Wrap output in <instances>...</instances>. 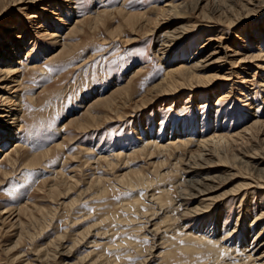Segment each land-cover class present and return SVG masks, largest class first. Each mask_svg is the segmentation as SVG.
<instances>
[{
    "label": "rangeland",
    "instance_id": "obj_1",
    "mask_svg": "<svg viewBox=\"0 0 264 264\" xmlns=\"http://www.w3.org/2000/svg\"><path fill=\"white\" fill-rule=\"evenodd\" d=\"M18 1L0 0V67L20 45L14 71L0 74V95L18 93L22 108L15 140L0 151V264H247L232 247L237 230L215 259L195 236L219 239L222 225L232 229L244 219V232H256L260 225L249 223L264 188H246L255 190L250 213L238 196L220 213L226 195L186 216L197 196L176 199L186 189L180 158L199 154L189 161L198 163L216 147L188 151L219 129L210 124L214 109L235 139L230 148L216 147L219 154L264 151V135L257 143L248 139L250 115L242 106L245 96L264 102V0H173L182 2L183 14L162 18L158 8L166 0ZM187 27L162 55L168 33ZM212 49L214 59L222 57L195 72L209 83L187 78L176 91L165 87L179 73L170 71ZM149 138L168 145L139 150L152 144ZM180 138L189 147L173 146ZM214 161V195L250 181L247 172ZM163 253L171 255L164 260Z\"/></svg>",
    "mask_w": 264,
    "mask_h": 264
},
{
    "label": "bare ground",
    "instance_id": "obj_2",
    "mask_svg": "<svg viewBox=\"0 0 264 264\" xmlns=\"http://www.w3.org/2000/svg\"><path fill=\"white\" fill-rule=\"evenodd\" d=\"M31 1H34V0H31ZM59 1L63 2L65 0H59ZM197 1L198 2H202L203 0H197ZM34 2H36V1H34ZM17 3H20V0ZM178 3H175L173 0H166L164 2V4L162 3L163 5L160 8H158L159 9L158 15L161 16V18L165 17L169 13H171L172 17L176 16V15H182L183 14V11H181L182 2L180 3L181 6ZM203 15H205V14H203ZM171 16H169V17L171 18ZM168 23H171V20ZM168 27L169 26H167V28ZM11 29H13L12 26H8V31L11 30ZM175 30H176V28L173 30L174 32L171 30V32L168 33L167 40H165L164 41L165 43L162 45V47H160L162 55H166L169 52V49L171 47H173L180 39H182L183 35L189 31L188 27L187 28H183V29H181L180 31H177V32ZM165 31H166V29H165ZM260 42L264 43V38ZM19 46L15 44L13 49H12V51H11V53L7 54V55H4L7 60H5V62L1 65L2 67H0V74L1 73L9 74L11 71H14V70H11V68H12L13 64H15V63L17 64V62L14 60V57H16L18 52L20 51L19 50L20 49ZM160 48H158V49H160ZM45 49L46 48L42 47L40 50L43 51ZM213 51L208 53V55L206 54L205 56H203V58H200V57L198 59L197 58H192L191 60H188L187 62H185L184 64L179 66V68L177 70L170 71V75L175 74V71H176V73L179 71V73L174 78H171L170 80L165 82V87L166 86L170 87V90L172 88H174L175 91H176L178 88L183 87L182 84H183L184 80L187 79V78H189L188 83L190 81H192L193 79L196 80V82H198V84L209 83L210 82L209 80H206V83L202 82V80L196 76L195 72L200 70V69H203V67H205V65L203 63L207 64L208 63L207 61L214 59V56L216 55L217 51H214V52ZM224 55H225V53H224ZM221 57H216V59H214V60H217V59H219ZM10 63H13V64L10 65ZM14 73H16V72H14ZM14 78H17V77L15 76V77H13V79ZM189 86H194V85H189ZM174 89H173V91H174ZM160 90H161V88H160ZM166 93H167V91H166ZM248 99L249 98H247L245 96V99L242 100L244 102L242 104V106L245 109V111H244L245 115H250V120H249L248 125H247V130L248 131H246V132H247V134L249 136L248 139H251V140H253L254 142L257 143L258 142L257 140L259 139L260 135L261 136L264 135V131L261 130V127H264L263 126L264 125V115H263V118H260L258 116V113L260 112V110L263 109V111H264V102L262 101V104L260 103L261 105H256V104H254L253 100L249 99L250 100L249 101ZM11 106H14V108L11 109ZM215 107H217L216 104H215L214 108ZM21 109H22L21 108V101H20L18 93H16V94L14 93V95H11L9 97L6 96V98H3V99H2V95H0V151H2L5 148V146L7 145L8 142L15 140V138H16L15 136L17 134L16 131L18 130V127H19V124H20L19 115H20ZM251 110L252 111L254 110V113L253 112L252 113H248ZM214 111H215V109H214ZM214 111H212L211 114H210V118H209L210 122H211L210 124H212V128H217V126L219 125L218 126L219 129H217V130L214 129L209 137H206V138L201 137L195 143L193 142V147H192L193 149L190 148V149H188V151L189 150L190 151L193 150L194 152L198 153V151L205 149V147L207 149V147H209L211 145H212V148H214L215 146L218 147V150L221 149V148L222 149L224 148V147H221V145H223V146H225V145L228 146L229 145V148L231 146L230 144L233 145L235 139L233 138L232 132L230 133L228 130H226L227 128L224 129L223 125H221V123L217 120V117H218L217 114L213 113ZM145 124H146V127H147L148 126L147 123H145ZM178 128L179 129L177 131H178V134L180 135V134L183 133L184 129H183V126H181V125H179ZM3 131L6 132V135H4V136H2L4 134ZM252 131L254 132V135L251 136ZM148 132H150V131H148ZM138 134H140V133H138ZM144 139H148V135H147V138L145 137ZM181 140H183V139H181ZM145 141H147V140H145ZM151 141H150V138H149V140L147 142L152 143V144H147L145 146H142V144L140 143L142 147H139L138 149L139 150L140 149L144 150V149H150L151 148L153 150H160V149L166 148L167 145H168V144L167 145H161L160 144L159 146H157L156 144H153L154 143L153 141L152 142ZM248 141H250V140H248ZM259 142H260V140H259ZM208 144H210V145H208ZM173 146H175V147L177 146L178 149H179V146H183V148H185L186 146L189 147L187 141H184V140L179 142V143H177V144L173 143ZM216 147H215V149H216ZM215 149L214 150L212 149L213 152L214 151H217V152H215V153L212 152V153L208 154L209 151H207L206 157L202 158L201 160H199L198 163L197 162L189 163V161H191L190 160L191 158H196L197 159L199 154L192 155V153H191L188 156V159H187V157H185L187 153H185L183 155V157L180 158L181 159L180 162L184 163V167L179 168V169H181V172L179 173L180 177H181V182L180 183L184 184V186H186L185 187L186 189H184V194L182 195V198H177L176 201L181 204V203H183L185 201L186 197L197 196V198H195L197 204L194 207H192V209L187 211V209H189V208L185 207L184 214L186 216H189V215L197 216V215H199L198 214L199 210H201V209L203 210L205 207H209L211 203H213L215 201H218L219 197H223V196L226 197V195L227 196L230 195V196L228 198H225L224 200L219 199L220 201L225 202V203L222 204V202H220V203L217 204L220 213L224 212L227 209V205H228L229 200L231 198H235L237 196H238V199H239L238 202L243 201L244 204L246 205L245 209H246L247 213H250L252 210H250L251 207H248L250 204L247 205L248 204L247 202H250L251 200H254L253 199V194H254L255 190L253 188L252 190H250L248 192L247 189L250 188V187H253V186L257 187V188H260V189L264 188V151L257 150L256 152L247 153L248 150L245 149V150H241L242 152H240V155H234V154L228 155V153L224 152L225 150L223 151V153L221 152V154H219L220 153L219 151H221V150L218 151V150H215ZM225 149H227V148H225ZM203 151H205V150H203ZM239 151H240V149H239ZM175 159L176 158H174V160ZM213 159L216 160V162L219 163V164L220 163L221 164H229L233 169H237V171L240 172V173L242 171L247 172L248 174H250L249 175L250 178H251L250 181H248L246 183H243L242 186H240V188L232 190L231 192L214 195L215 194V185H214V183L219 181V174L220 173L216 174L214 172V170H211V168H213V166H211V165H212V163L215 162ZM178 162H179V159L178 160L176 159V161L170 162V164H171V166L174 167L177 164H179ZM231 170L232 169H228L227 168L225 170V172L229 173ZM221 171L222 170L220 169V172ZM228 173H226V174H228ZM175 185H177V184H175ZM188 185H189L190 188H187ZM165 189H166V187H165ZM177 189H178V186H177ZM239 190H241V191L243 190V192H242L243 194L240 195V196H239V194H241V192H239ZM178 195H180V194H178ZM180 197H181V195H180ZM200 197H203L205 199L200 198ZM185 202H187V200ZM244 204H243V207H244ZM163 205H164V203H163ZM172 206H171V208H172ZM178 207H180V205L177 204L176 208H178ZM257 208H258L257 213H253V216H251L252 217V220L250 221L251 223H249V225H252V223L255 222L254 224L258 223L260 225V227H258V230L256 229L257 230L256 232H252V231L244 232V227L246 225V221H244L245 220L244 219L243 221L238 220V222L235 223V226H233L232 229H225L227 224L226 225H222L220 227V231L218 230V232H219L218 234L220 235L219 239L218 238L217 239L214 238V239H211V241L207 239L208 241H206L204 239H201V237H198L197 235L195 236V234H193V230L191 231L190 236L194 235L196 238L195 237H193V238L199 239L201 241V243L203 244V246H202L203 251H204L203 253L204 254L212 253L213 257L215 259L218 256L219 250H220L221 247L224 246L223 249H225V250L231 247L229 245V243H230L229 237H231L233 232L234 231L236 232V230H237L239 234H237L236 243L234 241L235 245H233L232 247H233V249L235 251H240V253L242 252V254L245 255L246 260L243 263H247V264L248 263H251V264H259V263L260 264H264V221H262V222L260 221V220L264 219V194H263V196L259 197L258 207ZM242 209H244V208H242ZM203 212H205V211H203ZM178 213H180V210H179ZM163 214H165V213H163ZM217 214H215V215H217ZM237 214H238V212H237ZM251 215H252V213H251ZM213 216H214V214L211 215V218ZM179 217H182V216L179 215V216H177V218L176 217H171L170 219H172L174 221H178ZM244 218H245V216H244ZM240 219H241V217H240ZM194 224H196V221H195ZM249 225H247V226H249ZM256 226H258V225L256 224ZM245 229H247V227ZM242 232H244V234L246 233L244 235V238L241 237L242 236ZM153 233L155 234V231H153ZM201 235L203 236V234H201ZM225 237H227V238H225ZM186 238H190V237L187 236ZM182 240H183V238H182ZM232 243L233 242H231V244ZM221 245H223V246H221ZM184 251L190 252L189 253L190 255H192L193 252H194L193 248L191 249V247H189L188 245L186 247H184ZM231 252H232V250H231ZM170 255H171L170 253L161 254L162 258H164V256H165L164 260H167V257H169ZM228 255H229V252H228ZM227 257H229V256H227ZM230 257H233V256H230ZM239 259H243V258L239 257ZM235 260L237 261V259H235ZM219 264H221V263H219ZM228 264H229V262H228Z\"/></svg>",
    "mask_w": 264,
    "mask_h": 264
}]
</instances>
